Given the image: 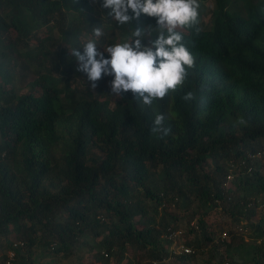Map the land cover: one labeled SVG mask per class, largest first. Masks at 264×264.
Wrapping results in <instances>:
<instances>
[{
  "label": "trees",
  "instance_id": "trees-1",
  "mask_svg": "<svg viewBox=\"0 0 264 264\" xmlns=\"http://www.w3.org/2000/svg\"><path fill=\"white\" fill-rule=\"evenodd\" d=\"M211 1L206 28L199 13L179 29L195 59L184 85L149 107L131 91L111 104L112 76L92 93L61 44L96 39L103 51L151 26L148 45L156 18L119 25L102 0H0V247L22 244L13 264L82 246L96 264H124L128 247L126 264H194L204 252L202 264H264V0ZM155 113L167 136L150 131ZM169 232L192 252L169 250Z\"/></svg>",
  "mask_w": 264,
  "mask_h": 264
},
{
  "label": "clouds",
  "instance_id": "clouds-1",
  "mask_svg": "<svg viewBox=\"0 0 264 264\" xmlns=\"http://www.w3.org/2000/svg\"><path fill=\"white\" fill-rule=\"evenodd\" d=\"M101 8L108 9L107 16L119 25L132 23L141 14L154 17L158 35L144 45L141 41L146 33L150 36L151 26L136 27L132 33L136 39L109 44L103 51H98L96 39H88L81 47L73 48L71 56L79 62L77 70L87 75L93 88L102 76H112L111 95L123 98L131 91L133 98L150 107L154 101L162 100L170 91L184 85L195 59L182 42L179 29L198 24V0H102ZM92 34L99 38L104 35V30L96 26L92 28ZM182 99L192 102L195 95L187 92ZM164 120L163 114L155 113L150 131L157 136H167L171 129L164 126ZM240 123L244 121L240 120Z\"/></svg>",
  "mask_w": 264,
  "mask_h": 264
},
{
  "label": "rangeland",
  "instance_id": "rangeland-1",
  "mask_svg": "<svg viewBox=\"0 0 264 264\" xmlns=\"http://www.w3.org/2000/svg\"><path fill=\"white\" fill-rule=\"evenodd\" d=\"M203 6L205 9L199 13H200V16L202 17V27L206 28L208 26V20L210 17L209 15H210L211 8L213 7V2L211 0H207L203 3ZM45 33H46V31L43 32V34H45ZM53 34H56V30L53 31ZM32 45H33V43H32ZM62 47H65L67 49V53H71L70 52L71 48H73L70 46H65L64 44H61V48ZM10 59H11L10 57L5 55V61L6 62L12 63V61ZM74 66L76 68H78L79 62L75 63ZM70 76H71V74H70ZM113 78H108V79L104 80L102 86L105 88V90L111 91L110 82L112 81ZM79 81L81 83H85L86 86H89L92 93L96 92L97 88H99L98 84H96L97 86L95 88H93L92 82L89 81L87 78V75L81 71H80ZM22 90L23 89L20 87L19 92H21ZM109 95L110 96H108V95L105 96V98L108 99L111 97V104H113V102H114L113 100H115L116 96L111 95V94H109ZM193 208H194V205H192L191 210ZM191 210H187V211L183 212L182 210L171 209L170 213H172L174 215L182 216L185 214H189L188 212H190ZM262 215H264V213H262ZM208 223L213 225V227L215 226V228H218L221 225H222V227L229 226L230 229L233 228V225H230L229 218H227L225 216H219L217 214L210 215V217L208 218ZM248 232L249 231H246L245 233H243L245 241L249 240V236L247 235ZM96 240H98V239H96ZM5 245H6V243H4V239H3L1 241V247H0V260H1L2 255H4V254L6 255V253L8 252V249H5ZM221 250L223 253L224 250L222 248H220L219 252L221 253ZM36 254H38V252L35 253V255ZM206 256H207L206 252H204L203 254L197 255L195 257L194 264H202L204 262V260L206 259ZM126 257H127V260H126L127 262H128V260H134L133 256L129 252V247L127 249ZM218 258H219V256L216 255L215 259L217 260ZM126 261L124 264H126ZM38 264H96V263H94V257L92 255V252L89 250V248L86 246H82V247H78V248L74 249L72 256L69 258H62L58 255H51V256L43 257V258L39 259ZM109 264H113V263L110 262ZM161 264H174L173 258L166 259Z\"/></svg>",
  "mask_w": 264,
  "mask_h": 264
},
{
  "label": "built area",
  "instance_id": "built-area-1",
  "mask_svg": "<svg viewBox=\"0 0 264 264\" xmlns=\"http://www.w3.org/2000/svg\"><path fill=\"white\" fill-rule=\"evenodd\" d=\"M228 179H230V178L228 177ZM237 230L240 231V232H244L245 231V230H243L241 228H238ZM177 236H178V233L169 232L167 237L170 240H172V243L169 246V250H171L174 253H177V252H180V251H183L184 253H191L192 252L191 249H189L187 247H184V246H182L180 244V242L177 239ZM226 237H227L226 232L221 233V236H220L221 240H224ZM21 246H22L21 243H14L12 245V247L8 249V252L5 255L6 258H5L4 264H13L15 262L16 249L21 247Z\"/></svg>",
  "mask_w": 264,
  "mask_h": 264
}]
</instances>
